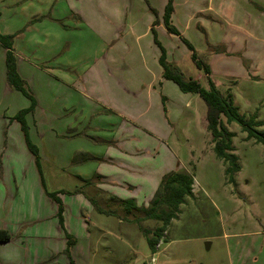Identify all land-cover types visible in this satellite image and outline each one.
<instances>
[{
    "label": "rangeland",
    "instance_id": "rangeland-1",
    "mask_svg": "<svg viewBox=\"0 0 264 264\" xmlns=\"http://www.w3.org/2000/svg\"><path fill=\"white\" fill-rule=\"evenodd\" d=\"M179 2L172 14L176 35L164 22L168 0H0V33L14 35L13 51L26 59L32 85L51 110L37 114L49 125L33 128L40 130L34 142L41 146L49 191L62 190L58 196L65 193L67 202H91L90 195L105 203L103 195L113 194L144 208L166 175L194 177L193 194L155 253L139 226L154 232L161 222L142 220L143 209L128 215L126 226L117 215H88L111 233L96 235L99 254L92 264H264V144L222 117L234 133L232 151L241 167L230 182L228 163L217 156L208 129L207 104L164 78L152 30L185 79L209 88L207 65L220 92L230 91L239 112L256 116L264 131V0ZM5 73L0 47V121L3 104L9 118L30 105L18 91L6 94ZM6 130L0 177L18 197L14 181L21 183L24 171L33 169V157L20 121ZM42 131L48 136L41 138ZM82 178L92 183L87 195ZM111 203L104 208L125 219L123 208ZM56 255L64 264L67 253Z\"/></svg>",
    "mask_w": 264,
    "mask_h": 264
},
{
    "label": "crops",
    "instance_id": "crops-1",
    "mask_svg": "<svg viewBox=\"0 0 264 264\" xmlns=\"http://www.w3.org/2000/svg\"><path fill=\"white\" fill-rule=\"evenodd\" d=\"M174 2V11H178L182 3L179 2V0H174ZM0 47L2 48V50H4L6 67L7 48L1 42ZM16 57L17 70L20 76L23 78L25 83L29 85L31 94L36 95H33L36 100V106L32 112L26 114L25 118L29 127L30 139L39 149L41 165L39 168L37 165L36 156L31 151L30 153L33 157L31 158V165L33 169H27L26 171H24L25 178L21 183L20 181L18 182L17 179H15L14 181V184L17 187L21 188L16 191L19 195L18 197L14 196V192L11 189H6V179H1L0 177V230H6L11 235V239L9 241L0 242V245L5 244L7 249L4 251L0 250V255H2V253L8 255L5 257L3 264H35L36 260H42L44 263H51L52 261H54L51 264H62L61 260L59 258L57 259L56 254H60L62 252L67 253V249L69 247L67 233L72 235L76 239V243L70 247L69 253L76 264H92L93 258L98 256L97 254H99L97 246L95 247L96 249H93V245L95 246L98 240L101 239V237L97 238L96 235H111V233L109 231L110 228H108V226L105 227L100 218H96L94 220L90 219L88 215L92 214L93 211L102 216H105L106 219L113 218L112 215H117L116 217H118L119 219L118 222L125 224L126 226V224H130L129 221L131 220L128 215L134 214L133 212L135 210L128 212L126 209H124V201L133 199L136 202V199H123L110 193V195L107 196L103 195L104 199L102 201H104L105 203L112 202L111 204L123 208L122 210L124 211V216L127 215V217H125L124 219L121 216L122 214L104 208L105 203L98 201L96 198L95 200L99 205V209L95 205H93L92 201L89 202L82 199H69V202H67L63 197V194L65 193H63L60 195H62L61 200L64 208V224L60 222L58 215L59 203L48 195V192L51 191L47 189L46 179L43 171V164L41 162L43 158V153H41V146L34 142H37L38 138L34 136L39 137L40 130L34 131L33 128L40 129L44 126L49 125V120H47V117H45L46 120H43V118L41 119V116L37 114L41 110L46 115L49 114L51 110L47 106L45 108L43 107L44 103H42L39 98V91L35 90L34 86L32 85L33 78L31 71L25 65V63H27L26 59L19 54H17ZM5 76L6 79L4 90L6 94H10L14 91L22 93L21 91L15 89L9 83L7 78V67ZM207 76L211 77L210 73L207 74ZM31 104L32 101L30 99V105L28 107H30ZM4 107L5 105L3 104L1 116L2 120L0 121V158L5 152V145L7 141L6 129L11 127L15 122L14 116L11 118L6 116V114L4 113ZM42 132L43 133L41 138H44V136H48V134H45L44 131ZM83 183L84 189L83 191H81V193L87 195L86 189L89 185L91 186L92 183L91 181L85 179H83ZM129 187L132 188L131 186ZM37 188H39L40 191H37ZM58 191L60 192L62 190ZM69 194L73 193L69 192ZM87 197H89L90 199L94 198L90 195H87ZM136 205L140 208L137 202ZM87 209L90 210V212H88L89 214H86L84 212V210ZM93 231H95L96 234H93ZM125 231L126 229L121 233H124ZM127 231L128 232L125 233L129 234L131 232L130 228ZM107 245H101V247L110 250L111 246L108 245V247ZM69 254L64 256V264H71ZM17 256H19V258H17Z\"/></svg>",
    "mask_w": 264,
    "mask_h": 264
},
{
    "label": "trees",
    "instance_id": "trees-1",
    "mask_svg": "<svg viewBox=\"0 0 264 264\" xmlns=\"http://www.w3.org/2000/svg\"><path fill=\"white\" fill-rule=\"evenodd\" d=\"M174 12V0H168L166 7L164 22L168 31L172 34L180 35L179 30L172 24V14ZM155 41L161 47L162 53L160 56V63L164 69V78L174 81L183 92L197 93L205 101L208 107L207 120L208 129L212 134V141L214 142V149L218 157L224 159L228 163L227 175L230 182H235V174L241 169L238 163V157L233 153V137L234 133L229 131L226 122H237L240 124L242 130L247 133V139H254L257 143L264 144V131L259 130L257 127L262 125V121H258L256 116L246 118L239 112L238 106L235 104L233 94L229 91L226 95H223L217 88L216 83L211 77L209 79V88L202 86L201 82L194 78L185 79L183 75L176 70L168 61L166 51L156 37L154 27L152 28ZM13 38L12 34H1L0 42L7 48L6 55V67L7 78L9 83L17 90L21 91L24 95L29 97L32 101L30 107L22 109L15 116L21 122L22 129L25 133L26 141L29 149L36 156L37 165L40 168V155L38 147L31 141L29 136V127L26 122V114L32 112L36 106V100L27 88L25 81L20 76L17 70V57L13 51ZM191 51H194L193 45L186 41ZM193 58L197 62V65L203 66V62L196 59V53H193ZM207 74L210 73V69L207 65H204ZM226 117V122L222 117ZM194 177L187 172H173L166 175L157 190L154 198L151 200L148 207L139 208L136 205L135 200H125L124 209L128 212L138 209L146 213L144 218H153L159 220L161 225L154 230H145L141 226L142 233L148 237L149 245L155 253L158 245L164 238V234L167 232L172 220L178 217L180 213V205L184 202L186 196L193 194ZM59 192H48V195L59 203V219L64 224L63 218V204L61 198L58 196ZM93 205L99 209L94 198H91ZM103 212V211H102ZM69 247L67 254L70 253V247L76 243V239L67 233ZM11 239V235L6 230H0V242H7ZM70 255V254H69ZM71 264H76L70 255ZM147 264V263H143Z\"/></svg>",
    "mask_w": 264,
    "mask_h": 264
}]
</instances>
